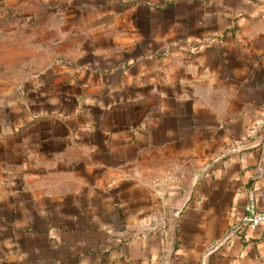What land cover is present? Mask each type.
<instances>
[{"label":"crops","instance_id":"obj_1","mask_svg":"<svg viewBox=\"0 0 264 264\" xmlns=\"http://www.w3.org/2000/svg\"><path fill=\"white\" fill-rule=\"evenodd\" d=\"M264 0H0V264H264Z\"/></svg>","mask_w":264,"mask_h":264},{"label":"built area","instance_id":"obj_2","mask_svg":"<svg viewBox=\"0 0 264 264\" xmlns=\"http://www.w3.org/2000/svg\"><path fill=\"white\" fill-rule=\"evenodd\" d=\"M244 223L251 230L261 229L264 235V210H257L251 203H248Z\"/></svg>","mask_w":264,"mask_h":264},{"label":"water","instance_id":"obj_3","mask_svg":"<svg viewBox=\"0 0 264 264\" xmlns=\"http://www.w3.org/2000/svg\"><path fill=\"white\" fill-rule=\"evenodd\" d=\"M261 143H264V132H263Z\"/></svg>","mask_w":264,"mask_h":264}]
</instances>
